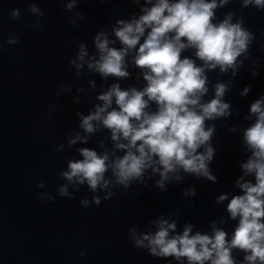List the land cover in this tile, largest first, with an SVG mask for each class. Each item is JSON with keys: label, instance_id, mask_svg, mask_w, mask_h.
Segmentation results:
<instances>
[{"label": "clouds", "instance_id": "1", "mask_svg": "<svg viewBox=\"0 0 264 264\" xmlns=\"http://www.w3.org/2000/svg\"><path fill=\"white\" fill-rule=\"evenodd\" d=\"M226 3L228 0H219V4L217 0H155V3L146 0L151 6L142 8L139 18L117 22L120 26L113 31L122 47H110L115 41H109L103 31L95 36L99 58L93 56L88 68L101 78H127L125 57L133 50L136 53L134 64L146 70L143 79L147 85L142 90L135 87L122 90L118 83L113 84L97 97L103 104L96 105L90 114L82 115L80 122L83 131L89 134L98 130L93 122L102 124L110 130L115 147L124 150V155L111 163V170L117 183L125 188L154 164L160 166L153 167L152 171L159 173L160 180L156 183L161 189H164V181L170 178L168 174L180 169L213 181L216 179L208 170L214 155L209 144L214 128H206L205 121L230 115V105L222 99L227 90L223 83L215 86L213 99L201 103L208 92L206 70L219 66L221 72H226L236 68L237 58L247 51L251 39L241 22L232 23L231 13L223 21L213 22L215 9ZM243 3L264 9V0H243ZM75 6L76 0H72L65 8L71 10ZM29 11L37 13L40 9L32 4ZM10 19L19 20L20 10L14 9ZM142 37L143 43L140 42ZM7 42L18 44L19 39L10 38ZM188 49L195 50L201 65L190 57L182 58L181 53ZM87 55L86 46L81 44L78 59L84 61ZM76 67L82 65L76 64ZM247 91L245 88L242 95ZM149 102L155 103V111H146ZM250 113L256 120L244 131L243 138L252 154L241 167L246 174L255 175V183L238 181L243 194L233 196L227 205L230 217L239 218L231 239H227L226 231L215 227L212 235L191 234V224L184 227L182 234H171L175 232L176 223L160 219L155 221L158 230L154 234L137 236L135 229H131L134 247L146 248L154 257L186 258L187 264H236L232 251L239 249L245 253L243 264H264V96L251 104ZM121 139L127 143L119 142ZM77 140L86 142L87 137L77 135L69 143L75 144ZM205 145H208L205 150L199 152L198 149ZM78 151L82 159L70 160L61 177L73 185L86 182L93 192L98 187H107V152L98 154L90 148ZM37 187L43 188V182ZM57 192L61 197L74 198L68 185H60ZM112 195L109 192L105 199ZM38 198L41 203L55 200L53 196L47 200L42 196ZM226 199V195H221L217 202ZM93 203L99 206L101 201L93 197ZM80 204L85 208L90 206L87 199Z\"/></svg>", "mask_w": 264, "mask_h": 264}]
</instances>
